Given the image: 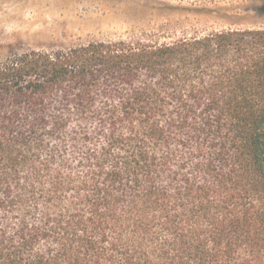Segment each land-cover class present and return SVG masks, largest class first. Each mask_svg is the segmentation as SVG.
I'll use <instances>...</instances> for the list:
<instances>
[{
  "label": "trees",
  "instance_id": "obj_1",
  "mask_svg": "<svg viewBox=\"0 0 264 264\" xmlns=\"http://www.w3.org/2000/svg\"><path fill=\"white\" fill-rule=\"evenodd\" d=\"M0 264H264V26L0 57Z\"/></svg>",
  "mask_w": 264,
  "mask_h": 264
},
{
  "label": "rangeland",
  "instance_id": "obj_2",
  "mask_svg": "<svg viewBox=\"0 0 264 264\" xmlns=\"http://www.w3.org/2000/svg\"><path fill=\"white\" fill-rule=\"evenodd\" d=\"M264 26V0H0V57L142 32Z\"/></svg>",
  "mask_w": 264,
  "mask_h": 264
}]
</instances>
